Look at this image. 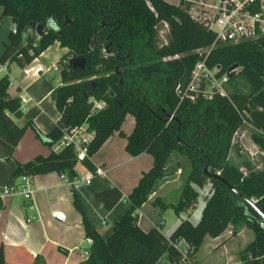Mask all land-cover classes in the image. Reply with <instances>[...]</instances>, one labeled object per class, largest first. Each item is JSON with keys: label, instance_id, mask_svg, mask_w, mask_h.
Masks as SVG:
<instances>
[{"label": "trees", "instance_id": "obj_1", "mask_svg": "<svg viewBox=\"0 0 264 264\" xmlns=\"http://www.w3.org/2000/svg\"><path fill=\"white\" fill-rule=\"evenodd\" d=\"M190 10L191 3L185 0L176 5L166 0H0V21L4 17L19 21L18 32H10L3 43L1 65L25 68L56 42L67 49L58 64L62 84L50 95L60 116L47 133L32 121L16 123L24 117L21 99L9 95V76L0 77L2 159L13 158L29 128L51 149L48 156L16 161L14 179L51 172L77 175L75 149L58 145L65 133L82 125L95 134L88 146L90 157L115 132L127 139L129 155L153 157V166L128 195L130 208L117 218L107 238L92 225L74 191L86 237L93 240L84 264H160L163 257L183 264L194 260L207 236L217 238L230 226L231 236L242 229L254 235L239 251L240 261L264 264V166L253 167L247 160L235 164L229 157L233 137L246 122L261 131L254 141L264 151V36L215 44V32ZM30 22L46 26V34L41 38L33 32L24 34ZM165 24L167 42L160 44L159 31ZM209 48L208 53L197 52ZM70 58H84V69H73ZM204 58L208 67H220L218 77L228 73L230 82L242 81L245 90L182 98L192 71ZM234 66L240 70L233 72ZM178 85L182 94L176 91ZM127 115L135 120L128 136L122 131ZM174 154L181 159L170 167ZM83 164L95 170L90 160ZM179 169L184 179L177 202L151 199L160 183ZM208 182L211 194L197 223L181 219L169 236L161 225L147 231L140 227L139 209L144 203L150 201L161 215L172 209L179 216L195 208L199 197L195 187ZM95 198L111 210L123 193L112 187ZM182 241L187 245L185 257L177 247ZM34 264L44 263L36 257Z\"/></svg>", "mask_w": 264, "mask_h": 264}, {"label": "crops", "instance_id": "obj_2", "mask_svg": "<svg viewBox=\"0 0 264 264\" xmlns=\"http://www.w3.org/2000/svg\"><path fill=\"white\" fill-rule=\"evenodd\" d=\"M10 32L11 29L8 36ZM7 41L8 39L0 45V56L4 50L3 43ZM66 52L67 49L56 42L25 68L15 63L0 64V77L8 75L11 80L9 95L20 98L22 102L24 117L16 120L19 126L25 121H32L42 133L54 128L60 114L50 95L55 87L62 84L58 64ZM57 77L60 78L59 82L55 81ZM134 126V117L127 115L122 125L123 133L130 135ZM126 144L127 139L115 132L90 158L95 169L101 167L105 171L104 175L95 177L90 185H82L72 190L62 181L61 174L51 172L32 177L30 198L22 195L1 197L0 264H34L36 257L41 258L44 264H84L89 256L86 251L91 245L85 234L82 217L74 206L73 193H77L92 225L104 238L109 237L113 233L117 218L125 214L131 206L128 195L138 184L143 172L153 166L151 155L143 153L133 157L126 151ZM50 152L51 149L31 128L24 133L12 159H2L0 148V190L21 180L14 179L16 161L26 162L38 155L48 156ZM77 170L82 173L91 171L84 164H78ZM179 172L180 169L174 177L161 182L151 199L159 196L168 202H177L182 184L176 188L177 195L173 200H169V194L162 193L161 189L173 180H179ZM112 187H118L123 198L113 209L106 210L97 201L95 194ZM210 194L211 189L205 200ZM169 210L161 215L150 201L144 203L139 209L140 227L147 231L161 225L162 233L169 236L181 219H187L181 213L169 224L168 220L172 217ZM166 228L168 231H165ZM246 230L248 229H242L238 235L231 236L232 230L228 227L222 235L214 238L213 247L206 257L201 258L197 253L191 263L243 264L238 253L245 245L238 248L232 245ZM86 239L88 248H83L82 244ZM183 247L184 244H180V248Z\"/></svg>", "mask_w": 264, "mask_h": 264}, {"label": "built area", "instance_id": "obj_3", "mask_svg": "<svg viewBox=\"0 0 264 264\" xmlns=\"http://www.w3.org/2000/svg\"><path fill=\"white\" fill-rule=\"evenodd\" d=\"M191 3L190 13L194 18L204 22L213 32L216 34V43H240L249 40H255L264 36V0H185ZM259 2V9L256 7ZM167 24L165 29L167 31ZM214 44V45H215ZM214 45L212 47H214ZM211 47V48H212ZM207 49L208 51L211 49ZM198 50L197 52H199ZM207 58V56H206ZM206 58L198 62L192 71L190 82L182 94V87L178 85L176 91L182 94L183 97H188L192 100L197 95L201 94L205 98H211L214 93L221 95H227L223 92V85L229 81V75L224 74L218 77L220 67L215 66L212 69L208 67ZM211 76L216 82L222 79L221 82H216L212 87V95L207 97L205 94V80L202 76ZM201 77V78H200ZM100 107V105H98ZM94 132L87 129L86 125L74 128L71 132L65 133L58 148L72 146L77 153L78 164H83L85 160H90L88 154V146L90 141L94 137ZM103 168L98 167L94 171H88L86 173L79 172L73 178L66 174H61L62 181L70 187L72 190L78 189L82 185H90L93 179L97 176L104 175ZM32 183L31 176H24L21 178L20 183L5 186L0 190V198L4 196L22 195L26 198H30L32 189L30 187ZM88 242L92 245L93 240L88 238ZM184 244L183 248H180V244ZM177 247L182 250L183 255H186V243L180 242ZM90 254L89 249L86 251Z\"/></svg>", "mask_w": 264, "mask_h": 264}, {"label": "rangeland", "instance_id": "obj_4", "mask_svg": "<svg viewBox=\"0 0 264 264\" xmlns=\"http://www.w3.org/2000/svg\"><path fill=\"white\" fill-rule=\"evenodd\" d=\"M169 3L172 4H178L179 0H166ZM211 3L214 2V0H209ZM149 5H151L149 3ZM151 7V6H150ZM0 45H2L3 41H6L8 39V33L9 30L11 29V18L8 17H4L2 18V20L0 21ZM161 30L159 31V43H166L167 39H166V34L167 31L165 29V26L163 28H160ZM58 48V47H55ZM207 51V49H202L199 52L203 53ZM212 72H213V68H211ZM240 69H236L235 72H238ZM201 78V77H200ZM202 79L205 80L206 83H204L205 86V94L207 97H210L212 95V87L213 84H215L216 82H221L222 79H219L218 81H214L213 77L211 76H202ZM55 81H60V78L57 77V79ZM56 82H53V84H55ZM244 84L242 83V81H233L230 82V80L223 85V92L226 94L232 93L236 90H245V88L243 87ZM255 133H259L261 134V131L257 130L256 128H254L250 123H244V125L235 133L234 137H233V141L232 144L234 145V147H232L229 157L230 160L235 163V164H240L242 165V162L247 160L251 163V165L253 167L256 168H262L264 166V151L257 145V143L254 141V135ZM181 159V157H179L177 154H174L172 157V160L170 161V167H172L175 162ZM242 171L245 172V168L242 167ZM177 177H179V180L175 179L173 180V182H170L169 184H166L162 187L161 192L162 193H167L168 195V199L169 200H173L176 197V188L178 187V185L182 184L183 182V174L182 171L178 173ZM20 183V181H19ZM18 184V183H17ZM199 197L196 203L195 208L190 211V212H184L182 213V217L183 218H187L189 220H191L193 223H197L200 220L201 217V213L202 210L205 206V197L209 194V191L211 189V184L208 182L204 185V187L199 188L196 187ZM170 197V198H169ZM178 200V199H177ZM168 212H170V214H172L168 220V223L170 224L172 219L177 215L174 213V211L172 209H170ZM174 214V215H173ZM146 225V224H145ZM229 229L232 230V227L230 226ZM165 231H168V228H166ZM253 233L250 230H246L244 231L240 237L238 239H236V241L233 242L232 247H240V245H247L248 243H250V241L253 239ZM213 242H214V238L212 237H207L204 241V244L202 245L201 249L198 252V256L201 258H204L208 255V253L211 251L212 247H213ZM83 248H88V243H87V239L84 241V243L82 244ZM160 264H175L173 262H171L168 258L164 257L162 258ZM183 264H192L191 261H185Z\"/></svg>", "mask_w": 264, "mask_h": 264}, {"label": "water", "instance_id": "obj_5", "mask_svg": "<svg viewBox=\"0 0 264 264\" xmlns=\"http://www.w3.org/2000/svg\"><path fill=\"white\" fill-rule=\"evenodd\" d=\"M11 22H12V27H11V32L16 34L18 32V24L19 21L16 18H11ZM71 21L68 20L67 23H70ZM66 23V24H67ZM47 27L42 25V24H36L34 22H30L24 29V34H27L28 32H33L35 33L39 38L43 37L46 32H47ZM69 65L73 68V69H78L80 71H82L85 67V60L84 58H70L68 60ZM238 67L234 66L232 68V71L235 72L236 69ZM93 89V85L89 88L88 90V94L91 93Z\"/></svg>", "mask_w": 264, "mask_h": 264}, {"label": "clouds", "instance_id": "obj_6", "mask_svg": "<svg viewBox=\"0 0 264 264\" xmlns=\"http://www.w3.org/2000/svg\"><path fill=\"white\" fill-rule=\"evenodd\" d=\"M53 27H55V25H52Z\"/></svg>", "mask_w": 264, "mask_h": 264}]
</instances>
